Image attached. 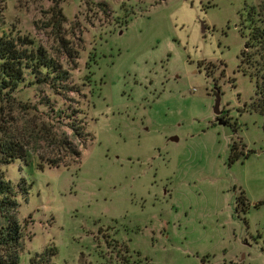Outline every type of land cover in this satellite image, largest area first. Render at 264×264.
I'll return each instance as SVG.
<instances>
[{
  "label": "rangeland",
  "instance_id": "obj_1",
  "mask_svg": "<svg viewBox=\"0 0 264 264\" xmlns=\"http://www.w3.org/2000/svg\"><path fill=\"white\" fill-rule=\"evenodd\" d=\"M251 6L264 12V0H0V29L66 78L0 103V140L27 156L2 168L22 264L48 252L50 264H264V117L240 72Z\"/></svg>",
  "mask_w": 264,
  "mask_h": 264
},
{
  "label": "trees",
  "instance_id": "obj_2",
  "mask_svg": "<svg viewBox=\"0 0 264 264\" xmlns=\"http://www.w3.org/2000/svg\"><path fill=\"white\" fill-rule=\"evenodd\" d=\"M239 34L248 48L240 55V72L254 84V98L248 110L264 117V12L259 7L251 6L241 16ZM65 80L64 72L43 48L35 46L29 39L12 37L7 30L0 29V103L10 102L13 94L25 83L29 86L47 84L54 88ZM18 147V144L0 140V264H22L23 235L18 222L17 190L2 172L4 166L14 161H25L27 156L22 149L21 154ZM231 151V162H234L241 153L235 144ZM238 200L245 212L249 204L242 195ZM56 255L51 256L48 252L42 256L46 260L40 261L50 264L51 257Z\"/></svg>",
  "mask_w": 264,
  "mask_h": 264
},
{
  "label": "water",
  "instance_id": "obj_3",
  "mask_svg": "<svg viewBox=\"0 0 264 264\" xmlns=\"http://www.w3.org/2000/svg\"><path fill=\"white\" fill-rule=\"evenodd\" d=\"M245 49H246V46H245ZM220 104H221V94L219 90L216 89L215 96H214L213 114L218 118L217 122L219 123V125L225 127L226 124L222 121V119L219 118L221 116Z\"/></svg>",
  "mask_w": 264,
  "mask_h": 264
}]
</instances>
